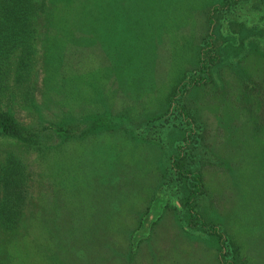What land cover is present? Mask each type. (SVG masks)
I'll list each match as a JSON object with an SVG mask.
<instances>
[{
	"label": "rangeland",
	"instance_id": "obj_1",
	"mask_svg": "<svg viewBox=\"0 0 264 264\" xmlns=\"http://www.w3.org/2000/svg\"><path fill=\"white\" fill-rule=\"evenodd\" d=\"M48 3L49 118L76 135L44 161L0 137L31 196L0 264H264V0Z\"/></svg>",
	"mask_w": 264,
	"mask_h": 264
},
{
	"label": "trees",
	"instance_id": "obj_2",
	"mask_svg": "<svg viewBox=\"0 0 264 264\" xmlns=\"http://www.w3.org/2000/svg\"><path fill=\"white\" fill-rule=\"evenodd\" d=\"M48 1L0 0V137L18 141L26 150L43 161L51 156L55 145L69 141L76 135V128H64L63 125L54 124L49 118L50 112L56 108L51 93L55 91L58 72L54 61L47 55L45 58L42 56L43 62L39 59L40 51H49V44L52 41L48 36L53 32L54 25L52 26V23L48 25V20L53 10ZM38 20L41 23L40 30L37 28ZM40 33L43 43L41 50L38 47ZM53 33L60 40V46H57L56 50H62L63 44L67 41L66 35ZM17 101L23 107L31 109L30 114L33 116H30L32 117L30 122L20 123L16 115L5 109L4 103L14 106ZM165 125L168 126L169 123L162 120L161 129H164ZM149 128L152 129L151 126ZM54 134L59 137L55 139ZM161 135L162 132L160 135L156 134L153 141L159 142L162 139ZM21 159L19 155L9 151L0 161L1 233L17 230L27 201L31 198L28 174ZM181 160L182 156L179 154L177 160L173 162V165L178 167L179 175H182L183 170L179 163ZM185 173L191 177L186 174L191 197L196 194L198 187L195 184V177L190 175L191 170L188 169ZM173 206L175 209L179 208L176 204ZM221 245L223 250L220 256L224 260L226 255L224 250L227 247L225 239L221 238ZM234 252L232 248L231 255Z\"/></svg>",
	"mask_w": 264,
	"mask_h": 264
}]
</instances>
